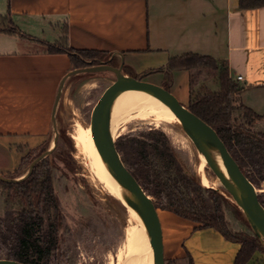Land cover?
Wrapping results in <instances>:
<instances>
[{
    "label": "crops",
    "instance_id": "crops-1",
    "mask_svg": "<svg viewBox=\"0 0 264 264\" xmlns=\"http://www.w3.org/2000/svg\"><path fill=\"white\" fill-rule=\"evenodd\" d=\"M0 14L11 17L12 34L0 30V173L16 170L22 157L54 136L55 101L65 75L75 67L68 52L51 50L61 42L81 50H105L138 70L164 67L167 61L194 52L226 60L242 98L258 90L249 106L264 114V6L240 7V0H5ZM5 12V13H4ZM7 12V13H6ZM61 31L42 39L39 24ZM1 27V25H0ZM41 30V29H40ZM25 35V36H23ZM237 66L239 69H237ZM163 80V73L156 72ZM131 75V74H130ZM242 75L241 80L237 76ZM74 76L65 81L63 95ZM188 83L190 72L175 70ZM219 91L220 82L208 83ZM241 94V95H242ZM190 95L188 96L190 102ZM56 120L60 126L59 110ZM53 140V138H52ZM164 254L168 261L234 264L240 244L213 227L173 211L159 209ZM250 264H264L255 258Z\"/></svg>",
    "mask_w": 264,
    "mask_h": 264
},
{
    "label": "trees",
    "instance_id": "trees-1",
    "mask_svg": "<svg viewBox=\"0 0 264 264\" xmlns=\"http://www.w3.org/2000/svg\"><path fill=\"white\" fill-rule=\"evenodd\" d=\"M263 6L264 0H240L243 9ZM11 20L9 14L0 15V30L10 34L15 32L16 29L10 26ZM67 41V37H64L61 42L49 43V48L68 52L75 68L103 61L116 65V56L113 57L109 51L78 50L68 46ZM129 68L125 66L127 74H130L127 71ZM184 69L190 72V80L195 70L214 72L213 76L220 82L219 91L198 93L195 96L191 94L188 107L219 133L245 174L260 187L264 182V131L254 129V125L264 119V114L244 103L242 88L231 79L226 60L189 52L172 57L164 67L150 69L144 74L162 72V81L167 83L163 86L168 89L174 71ZM86 75L93 74L75 75L72 82ZM65 132L59 128V137L65 139ZM140 135L121 137L117 148L123 153L124 161L134 176L155 198L158 208L193 220L199 223V228L213 227L229 240L239 243L240 249L234 264H250L255 260L256 251L264 249V246L242 211L232 203L228 191L223 187L217 190L213 186L202 185L196 175L185 168L180 154L168 143L163 131L152 129ZM52 137L24 154L16 170L5 176L16 178L24 175L26 165L49 148ZM65 163L63 147L58 144L50 156L35 165L32 174L26 179L7 182L0 178L7 207L4 214H0V257L19 259L29 264H54L52 256L59 248V231L64 225V212L54 185V169H60L61 164ZM259 198L264 204V193H259ZM231 204L237 217L250 231H234L229 227L226 208ZM190 264H194L191 256Z\"/></svg>",
    "mask_w": 264,
    "mask_h": 264
},
{
    "label": "rangeland",
    "instance_id": "rangeland-1",
    "mask_svg": "<svg viewBox=\"0 0 264 264\" xmlns=\"http://www.w3.org/2000/svg\"><path fill=\"white\" fill-rule=\"evenodd\" d=\"M5 5V0H0V7L4 8ZM39 28L41 30L38 29L36 35L45 40L55 39L61 32L56 25L52 27L50 21L40 23ZM120 62V59L116 57V65ZM237 69H239L238 66ZM143 70H145V66L139 67L138 70L127 69L132 76L138 75L141 77L140 79L148 82L167 85L158 73L150 72L146 75L144 74L146 71ZM92 74L83 76L69 84L60 101L59 120L61 123L59 128L66 131V138L60 137L58 144L63 147L66 163L61 164L60 169H54V185L63 208L64 225L59 231V240H61L59 248L52 256L54 264H122L128 256L126 252L124 259L119 263L118 252L123 248L126 249V230L130 225L128 207L116 199L115 188L105 179L102 165H106V163L101 155L99 160L96 159L95 153L98 150L94 139L87 146L81 134L83 127L91 124V114L97 100L115 79V75L111 71H99ZM213 75L214 72L210 70H195L191 75L190 92L188 83L180 78L176 85H169V89L188 105L189 95L191 97V94L195 96L198 93L211 92L208 83L214 81ZM256 93L259 91H251L250 98H245L246 101L242 98L243 94L241 93V98L249 106L248 103H251L249 101L255 102L259 99ZM253 110L256 111L255 108ZM125 126V129L120 130L119 136L115 138L116 145L121 137L141 136L142 132L158 129L166 134L168 143L178 151L185 168L190 169L201 184L204 173H207L210 178L215 176L212 169L206 164L207 162L202 165L204 156L200 154L191 137L189 138L181 126L170 122L155 125L150 123V120L143 118H135ZM254 129L264 131V119L257 121ZM29 166L30 164L26 165L25 172ZM210 186L224 188L223 184L217 186L212 183ZM257 187L259 193H264V182L260 187ZM4 197L5 190L0 186V214L2 215L7 209ZM231 201L236 204L232 197ZM239 210L241 209L239 208ZM226 217L232 230L250 231L242 219L237 217L232 204L226 208ZM256 252L255 257L264 260V249L259 248ZM166 264L190 263L187 259L180 262L167 260Z\"/></svg>",
    "mask_w": 264,
    "mask_h": 264
},
{
    "label": "water",
    "instance_id": "water-1",
    "mask_svg": "<svg viewBox=\"0 0 264 264\" xmlns=\"http://www.w3.org/2000/svg\"><path fill=\"white\" fill-rule=\"evenodd\" d=\"M99 71H111L115 75V79L103 91L91 114V135L93 136L96 148L102 155L103 159L114 170L118 178L129 189L133 199L127 197L116 198L127 207L132 208L135 213L139 212L141 219L152 239V247L154 255H156L157 264H166V254H164V237L163 225L160 220L159 208L155 202V198L149 191L142 186L139 180L134 176L133 172L128 168L124 161L123 155L117 148L116 140H113L104 131L102 112L109 106L111 100L116 94L127 88H136L149 93H155L170 107L179 117H181L184 131L191 136L197 150L203 155L208 166L214 174L219 178L221 184L228 191L232 199L243 212L244 217L248 220L252 231L259 237L264 246V204L259 198V190L255 183L245 174L242 167L237 163L226 143L217 131L200 116H197L186 103L180 100L169 88L163 85L148 82L126 73L124 61L118 65H111L107 61H103L98 65H89L81 68H74L69 71L60 84V89L55 101L52 120L54 122V136L49 148L39 154L24 175L16 178H10L0 173V178L7 182H16L26 179L32 174L35 165L42 159L50 156L57 148L59 142V126L56 120L57 110L65 88V81L72 76L82 73H98ZM212 149L215 150L225 161L231 172L233 182L225 174L222 167H219L214 160ZM220 190L219 188H216ZM0 264H29L21 260L10 257H0Z\"/></svg>",
    "mask_w": 264,
    "mask_h": 264
},
{
    "label": "bare ground",
    "instance_id": "bare-ground-1",
    "mask_svg": "<svg viewBox=\"0 0 264 264\" xmlns=\"http://www.w3.org/2000/svg\"><path fill=\"white\" fill-rule=\"evenodd\" d=\"M135 118L150 120V123H154L155 125L170 122L183 128L181 117L170 109V107L167 106L158 95L136 88H127L119 91L116 94V97L111 100L109 106L103 110L102 119L104 131L111 136L113 140H116L115 138L119 136L118 134L120 133V130H124L126 127L125 125ZM185 133L187 134V132ZM81 134L84 142L89 146L90 142L93 140L91 127H83ZM190 137L191 136L189 135V138ZM95 154L97 157L96 159L99 160L101 154H99L98 151H96ZM212 154L217 165L222 167L227 177L232 183H234L229 167H227L222 157H220V155L213 149ZM204 162H207L205 157L202 165H204ZM102 167L105 179L116 190L115 193H117V198L127 197L133 199L129 189L124 185L121 179L118 178L114 170H112L107 163L106 165H102ZM212 183L217 186L222 185L216 175L213 178H210L207 173H204L202 175V184L210 186ZM128 210V221L130 225L126 230V249L123 248L118 252L119 263L124 259V255L127 252V260L122 264H157L156 255H154V249L152 247V239L140 217L141 215L139 212L135 213L130 207H128Z\"/></svg>",
    "mask_w": 264,
    "mask_h": 264
},
{
    "label": "built area",
    "instance_id": "built-area-1",
    "mask_svg": "<svg viewBox=\"0 0 264 264\" xmlns=\"http://www.w3.org/2000/svg\"><path fill=\"white\" fill-rule=\"evenodd\" d=\"M242 78H243L242 75H238V76H237V80H241Z\"/></svg>",
    "mask_w": 264,
    "mask_h": 264
},
{
    "label": "flooded vegetation",
    "instance_id": "flooded-vegetation-1",
    "mask_svg": "<svg viewBox=\"0 0 264 264\" xmlns=\"http://www.w3.org/2000/svg\"><path fill=\"white\" fill-rule=\"evenodd\" d=\"M112 82V81H111Z\"/></svg>",
    "mask_w": 264,
    "mask_h": 264
}]
</instances>
